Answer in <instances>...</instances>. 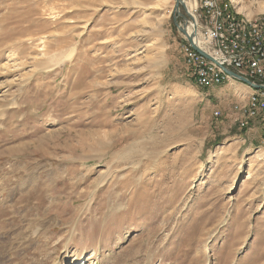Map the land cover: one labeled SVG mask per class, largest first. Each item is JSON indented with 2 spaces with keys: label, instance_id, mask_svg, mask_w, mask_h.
<instances>
[{
  "label": "rangeland",
  "instance_id": "obj_1",
  "mask_svg": "<svg viewBox=\"0 0 264 264\" xmlns=\"http://www.w3.org/2000/svg\"><path fill=\"white\" fill-rule=\"evenodd\" d=\"M173 4L0 0V264H264L250 89L195 85Z\"/></svg>",
  "mask_w": 264,
  "mask_h": 264
},
{
  "label": "built area",
  "instance_id": "obj_2",
  "mask_svg": "<svg viewBox=\"0 0 264 264\" xmlns=\"http://www.w3.org/2000/svg\"><path fill=\"white\" fill-rule=\"evenodd\" d=\"M184 17H180L179 24L184 28L185 33L178 30L179 38L182 39V47H179V53L183 57L184 65L197 80V85L210 86L209 81L214 80L210 74H196L198 66L199 53L190 45L186 36H191L193 43L198 46L210 57L221 59V66L229 68L236 74L244 76L251 83L262 85L264 89V53L260 52V42L264 39L263 20L254 21L252 31L255 38H239L238 25L236 21L229 19V13L223 8L221 0H182ZM231 107V106H230ZM228 110L223 113L215 110L213 116L227 118ZM264 112V105L261 104L260 111H254L251 107L248 119H245V126L241 129L251 127V119L260 116ZM224 114V115H222ZM234 125L235 124H230ZM264 135V132L263 134Z\"/></svg>",
  "mask_w": 264,
  "mask_h": 264
},
{
  "label": "bare ground",
  "instance_id": "obj_3",
  "mask_svg": "<svg viewBox=\"0 0 264 264\" xmlns=\"http://www.w3.org/2000/svg\"><path fill=\"white\" fill-rule=\"evenodd\" d=\"M240 1L241 0H226L225 2L223 1L224 3L221 2V4L223 5L225 11L227 10V12L229 13V19L236 21L238 25L239 38L246 37V39H253L255 38L254 31H252V26H254V21L263 20L264 22V19L258 18L257 20L256 19L250 20L246 17H242V18L238 17L240 14L237 15L236 12H234L232 9L235 8L236 5L238 11L241 12L242 9L241 6L239 5ZM260 52L264 53V39H262V42H260ZM207 55L210 57V54ZM210 58L211 59H208L203 54H199L198 66L195 68L196 74H210V76L211 77L213 76L214 79L212 81H209L210 86H200L201 89L203 88L207 90L212 87L214 88L215 86H219L224 82L229 83L230 80L238 81L235 80V78H233L231 75H229L223 70L221 66V59H216V57H210ZM191 76H192V81L195 83V85H197V80L194 78L193 75ZM241 84H245L250 89V92L245 96L246 100H244V102H240V103L237 102L232 106L230 113V115H232V118L230 120L232 124L236 122L240 127H243L245 126V119L251 117L250 115L251 107L254 106V111H260L261 104L264 105V89L260 87L255 88L247 83H241ZM261 142L264 143V136L262 137ZM78 264H82V263L79 262Z\"/></svg>",
  "mask_w": 264,
  "mask_h": 264
},
{
  "label": "water",
  "instance_id": "obj_4",
  "mask_svg": "<svg viewBox=\"0 0 264 264\" xmlns=\"http://www.w3.org/2000/svg\"><path fill=\"white\" fill-rule=\"evenodd\" d=\"M180 6L185 7V6H183V1L182 0H174V4H173L174 14H173L172 20H173L174 24L176 25V27L178 28V30H180L182 33H185L184 28L176 20L178 18V16L181 18L184 17V15L180 12ZM186 38H188V41L194 50H197L199 53H202L208 59H211L206 53H204L202 50H200L196 44L193 43V40H192L193 38L191 36H186ZM222 68L226 73H228L229 75H231L233 78H235L236 80H238L241 83L250 84L255 88L262 87V85H260V84L256 85V84L251 83L247 78H245L244 76L242 77V76L236 74L235 72H233L229 68H224V67H222Z\"/></svg>",
  "mask_w": 264,
  "mask_h": 264
},
{
  "label": "crops",
  "instance_id": "obj_5",
  "mask_svg": "<svg viewBox=\"0 0 264 264\" xmlns=\"http://www.w3.org/2000/svg\"><path fill=\"white\" fill-rule=\"evenodd\" d=\"M182 59H183V57H182ZM183 63H184V61H183ZM184 67H185V69H186V71L188 73L189 71H188V69L186 68L185 65H184ZM250 125H251L250 128L245 127L243 129H241L238 126H236V127L239 130L245 131L244 132V136H246V137L243 138L244 141L247 139L250 143H253L254 139H256V133L259 132L260 133V142H261L262 134L264 132V112H261L260 116L254 118V119H251V124ZM248 130L253 131L255 133H251ZM247 133H249V134H247ZM241 135H243V134H241ZM45 227H47V226L45 225Z\"/></svg>",
  "mask_w": 264,
  "mask_h": 264
}]
</instances>
